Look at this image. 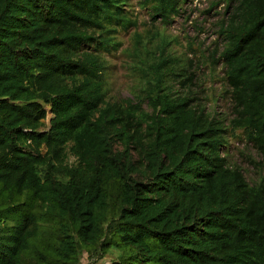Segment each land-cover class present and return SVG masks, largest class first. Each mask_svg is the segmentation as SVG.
Returning a JSON list of instances; mask_svg holds the SVG:
<instances>
[{
  "label": "trees",
  "instance_id": "obj_1",
  "mask_svg": "<svg viewBox=\"0 0 264 264\" xmlns=\"http://www.w3.org/2000/svg\"><path fill=\"white\" fill-rule=\"evenodd\" d=\"M128 1L0 0V264L111 250L106 264H264V177L248 181L224 121L173 91L165 49L142 99H106ZM183 1L144 3L169 23ZM225 1L229 125L264 157V0Z\"/></svg>",
  "mask_w": 264,
  "mask_h": 264
},
{
  "label": "rangeland",
  "instance_id": "obj_2",
  "mask_svg": "<svg viewBox=\"0 0 264 264\" xmlns=\"http://www.w3.org/2000/svg\"><path fill=\"white\" fill-rule=\"evenodd\" d=\"M145 0H129L125 6L132 18L127 27L111 26L109 36L118 44L106 52V99L127 103L145 96L146 76L141 69L160 59L162 49L169 57L176 73L168 76L177 94L190 93L195 105L205 107L226 124V147L232 164L240 166L248 181L258 182L264 177V157L255 149L240 129H232L229 121L235 117L231 93L224 78V64L220 54L224 39L220 25L225 16V0H184L180 14L169 23L152 19L150 4ZM167 44L166 48L164 46ZM140 68V69H139ZM191 77V81L189 78ZM50 110L49 105H45ZM146 108V104H144ZM47 118V124H49ZM75 158L71 157L70 162ZM117 250H111L95 261L87 251L81 252L79 264H106L115 260Z\"/></svg>",
  "mask_w": 264,
  "mask_h": 264
}]
</instances>
